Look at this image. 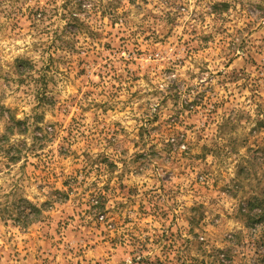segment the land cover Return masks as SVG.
<instances>
[{
  "label": "rangeland",
  "instance_id": "rangeland-1",
  "mask_svg": "<svg viewBox=\"0 0 264 264\" xmlns=\"http://www.w3.org/2000/svg\"><path fill=\"white\" fill-rule=\"evenodd\" d=\"M2 135L0 264H264V0H0Z\"/></svg>",
  "mask_w": 264,
  "mask_h": 264
},
{
  "label": "trees",
  "instance_id": "trees-1",
  "mask_svg": "<svg viewBox=\"0 0 264 264\" xmlns=\"http://www.w3.org/2000/svg\"><path fill=\"white\" fill-rule=\"evenodd\" d=\"M68 15V17H65L64 16V18H66V23H67V25H72V24H78V22H79V20L77 19V17L75 16V13H73V12H70V13H68L67 14ZM24 62H22L21 64H23ZM7 123H8V126H7V131H10L11 130V127H9L10 125H11V123H18L12 116H10V117H8L7 118ZM6 135H2L1 137H0V139H6ZM16 160L17 159H13V160H11L12 162H16ZM29 207H30V209H31V211H34L35 213H39L40 211L37 209V208H35L34 206H32L31 204H29ZM262 217H264V211L262 212ZM260 215V216H261ZM261 218V217H260Z\"/></svg>",
  "mask_w": 264,
  "mask_h": 264
}]
</instances>
